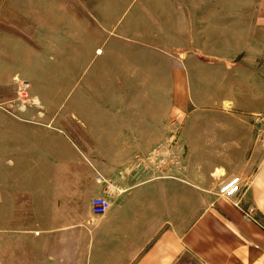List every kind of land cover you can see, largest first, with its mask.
<instances>
[{"label":"rangeland","instance_id":"obj_1","mask_svg":"<svg viewBox=\"0 0 264 264\" xmlns=\"http://www.w3.org/2000/svg\"><path fill=\"white\" fill-rule=\"evenodd\" d=\"M258 3L0 0V87L14 94L0 104V264H35L47 222L35 220L36 177L43 210L48 174L35 172V131L61 127L86 163L130 143L138 161L193 177L201 198L250 179L264 157V91L248 80L264 47ZM21 79L36 100L25 110L13 101ZM235 92L262 109H231Z\"/></svg>","mask_w":264,"mask_h":264},{"label":"crops","instance_id":"obj_2","mask_svg":"<svg viewBox=\"0 0 264 264\" xmlns=\"http://www.w3.org/2000/svg\"><path fill=\"white\" fill-rule=\"evenodd\" d=\"M257 22L264 29V0ZM256 54L248 80L264 91V47ZM236 92L231 109L249 110ZM13 96L0 87V104ZM258 102L250 112L262 109ZM51 128L35 131V172L48 173L43 210L35 181V220L47 221L35 227V264H264V157L231 198L213 192L201 198L193 177L138 161L130 143H105L86 163L71 137ZM98 196L109 207L95 214L91 200Z\"/></svg>","mask_w":264,"mask_h":264},{"label":"built area","instance_id":"obj_3","mask_svg":"<svg viewBox=\"0 0 264 264\" xmlns=\"http://www.w3.org/2000/svg\"><path fill=\"white\" fill-rule=\"evenodd\" d=\"M15 106L19 110H25L28 106L36 103V100L31 95L30 81L27 79L18 80L15 89V97L13 99ZM241 189L240 180L238 177L229 178L222 182L218 188L217 195L226 198H231L234 194ZM109 207V201L104 197H94L91 200L92 213L99 214L105 212ZM253 208L250 207L246 210V214L252 213Z\"/></svg>","mask_w":264,"mask_h":264},{"label":"bare ground","instance_id":"obj_4","mask_svg":"<svg viewBox=\"0 0 264 264\" xmlns=\"http://www.w3.org/2000/svg\"><path fill=\"white\" fill-rule=\"evenodd\" d=\"M100 51V50H99Z\"/></svg>","mask_w":264,"mask_h":264}]
</instances>
